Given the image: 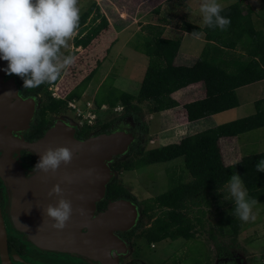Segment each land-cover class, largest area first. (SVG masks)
I'll return each mask as SVG.
<instances>
[{
	"label": "trees",
	"instance_id": "16d2710c",
	"mask_svg": "<svg viewBox=\"0 0 264 264\" xmlns=\"http://www.w3.org/2000/svg\"><path fill=\"white\" fill-rule=\"evenodd\" d=\"M261 1L264 3V0ZM241 4L242 2L231 5L221 12L222 16L231 20L226 31L206 25L203 30L198 31L204 33L207 44L192 66L174 65L180 39H164L161 27L143 26L134 49L148 58V66L137 95L116 89L113 86V78L109 76L104 79L94 96L93 102L97 108L103 105L110 109L117 106L123 108L119 118L103 124L97 132L107 133L119 119L131 120L139 131L136 143L126 153L128 158L109 166L112 171H132L183 158V170L192 179L185 184L182 176L175 177L170 181L171 186L169 185L165 193L143 203L141 214H149V220L153 219L155 210H162L161 215L153 219L150 226L139 234L148 244L165 240L194 239V224L188 217L187 203L200 207L201 201L206 199V194L211 195L222 190L233 174L241 176L249 197L258 201L256 207L264 204V172L255 169L258 161L264 159V153L226 166L219 147L222 138L264 128V99L254 103L255 114L251 116L186 136L178 143L150 149L144 147V136L147 135L148 129L144 123V111L141 107L143 104L146 105L147 114L172 109L177 107L176 101L171 98L173 92L191 84L201 83L205 98L184 106L186 117L192 122L237 107L235 90L264 80V33L256 28L251 11L241 15ZM88 19L93 21V26H87ZM107 27L108 22L99 7L95 3L91 4L80 14L79 27L72 38L73 48L86 49ZM95 72L96 70L87 75L61 100L52 98L49 92V88L58 83L61 74L52 84H42L32 89H24L23 80L16 76L17 86L24 96L42 97L31 124L28 141L41 138L52 125L47 119L48 114L58 115L66 110L68 101L81 98ZM90 130L92 129L85 126L77 129L78 139H86ZM107 199L136 202L135 197L115 177L106 186L105 200ZM105 200L98 203L100 208L105 206ZM136 204L140 206L139 203ZM233 209L234 207L229 212L227 210L216 223L219 235L230 237L231 248L236 246L239 231L238 222L229 214ZM141 226L142 223L139 222L130 235L134 236ZM212 238L214 239L213 236ZM216 247L219 249V257H232L220 244H216Z\"/></svg>",
	"mask_w": 264,
	"mask_h": 264
},
{
	"label": "water",
	"instance_id": "95a60500",
	"mask_svg": "<svg viewBox=\"0 0 264 264\" xmlns=\"http://www.w3.org/2000/svg\"><path fill=\"white\" fill-rule=\"evenodd\" d=\"M7 63L0 59V110L8 109L7 117H0V132H9L16 141L12 143L0 133V161L4 163L3 169H0V178L9 191L12 220L19 230L27 233L38 245L59 246L64 243L59 240L58 233L65 232L64 235L60 234L64 239L73 235L81 237V231L85 227L89 228L93 211V259L100 264H118L111 256V249L119 253L125 252V243L114 232L129 231L136 225L137 207L129 200L117 199L110 202L97 215L95 210L96 204L105 195L107 184L116 175L108 162L115 156L127 153L134 141L132 132L117 131L79 140L74 137L73 125L68 126L56 120L41 138L31 142L25 141L23 133L29 128V123L34 117L35 99L23 100L18 95L14 79L6 83L3 81L7 74L3 69L7 68ZM9 91L10 94L6 95L5 93ZM60 146L69 147L73 157L70 164H61L55 173L37 170L32 178H27L23 171V163L14 156L19 157L21 151H27L38 161L39 153H43L49 147ZM56 184L62 189V198L71 201L73 213L63 230L51 227V230L57 233L51 236L53 241L46 243L44 240L47 236L39 233L43 232V229L37 225L43 220L46 221L45 224L52 226L53 222L44 217L43 209L49 204L55 205L61 198L48 195ZM33 231L36 234L32 235ZM0 247H6L1 210ZM4 253L6 250H1L3 264H7Z\"/></svg>",
	"mask_w": 264,
	"mask_h": 264
},
{
	"label": "crops",
	"instance_id": "0c3cea01",
	"mask_svg": "<svg viewBox=\"0 0 264 264\" xmlns=\"http://www.w3.org/2000/svg\"><path fill=\"white\" fill-rule=\"evenodd\" d=\"M94 1L99 7L102 15L105 16L108 22V27L93 40V46L106 32H112L113 37L104 57L101 60L93 59V64H96L97 62L98 64L95 66L94 70H96V72L93 75V97L90 99L88 98L89 101H93L99 86L104 79L109 76L112 77L113 80H116L123 77H131L135 71H141L145 74L148 66V58L145 56L147 61L144 60V58L139 59L137 56L139 54L134 51V41L138 40L137 36L143 26H159L163 29L162 38L181 40L179 50L174 60V65L176 66L194 65L200 57L203 48L207 44L204 33H199V36L191 35L193 32H198L205 28L203 17L199 10L201 0ZM217 2L223 9L242 2L240 6L241 15H246L251 11L256 28L262 30L264 33V3H262L261 0H217ZM117 44H119V46L121 45V47L114 56H111L110 52ZM128 48L131 50V53L126 55L124 51ZM81 50L82 48H80V51ZM114 67L118 68L120 71L112 73ZM140 85L141 81H139L138 91ZM113 86L122 91L114 84ZM133 88L136 90V85L133 84ZM235 94L238 100L237 107L190 122L186 117L184 106L204 99L205 90L201 83L188 85L187 87L171 94V98L176 101L177 107L148 114L146 124L148 127L147 135L153 136L154 142H159V147H162L173 144V142L178 143L186 136L251 116L255 114L254 103L258 100L264 99V80L239 87L235 90ZM131 95L135 96L137 93ZM82 96L80 99L84 98ZM156 119L159 123V125H157L158 129L153 133H150L149 129L153 128V123H155ZM161 122H166V124L160 125ZM243 134L230 138H222L219 141L220 151L226 166L233 165L254 155L264 153V151L250 148V142L241 138ZM169 163L175 166L179 165L177 166V169H174L173 173L175 177L182 176L185 184L192 180L190 175L183 170V158L175 159ZM181 164L182 167L180 166ZM226 195V188L219 190L217 193H212L211 195L206 194V199L205 201H201L200 207L207 208L208 210H210L211 206L215 209L219 208V213L222 217L227 210L229 212V210L234 207V202L232 200L224 199ZM187 205L190 206L193 204L188 202ZM257 211L263 213L260 220V227L262 228L264 204L253 209L254 213ZM232 217L239 224L238 238L239 232H241L242 228V221L234 215H232Z\"/></svg>",
	"mask_w": 264,
	"mask_h": 264
},
{
	"label": "rangeland",
	"instance_id": "374dc122",
	"mask_svg": "<svg viewBox=\"0 0 264 264\" xmlns=\"http://www.w3.org/2000/svg\"><path fill=\"white\" fill-rule=\"evenodd\" d=\"M93 2L95 3L94 0H79L80 14L87 10ZM87 26H93V21L91 19H88ZM112 37V32H106L101 39L94 44V46L92 43L86 49H82L83 51H80V48L74 49L72 46V40L69 41V47L67 49H62V52L64 55L74 56L75 62L68 68L63 69L58 83L49 88L51 96L52 94L56 95V97L52 98L60 100L64 99L72 89H74L95 69L98 62L93 64V59L101 60L104 57L105 52L108 50L109 44L112 41ZM134 42L136 43V41ZM120 47L121 45L119 46V44L113 47L110 52L111 56H114ZM135 52L139 54L137 55L139 59L144 58V60L147 61L143 54L137 51ZM124 53L127 55L131 53V50L128 48L124 51ZM62 58L63 57H61V59ZM116 71L120 70L114 67L112 73H116ZM143 75L144 72L135 71L131 77L116 79L113 81V84L122 91L136 94L138 93L139 81H142L141 79ZM7 76H9V78L5 79ZM11 79H14V82L16 83V75L14 74H6L3 81L6 83ZM133 84L136 85V90H134ZM82 97H84L82 98L84 102L88 101V98L90 99L93 97V79L86 91L83 93ZM33 98L35 99L36 110L42 102V97L38 96ZM141 107L144 111V123L147 124L148 114L146 112V105L143 104ZM120 115L121 113H111L107 110L100 111L99 120L97 121L96 126L90 127L92 129L90 132L93 131V135H90L97 136L99 134L129 130L132 132L134 137L133 144L136 143L139 131L137 126L129 119L117 120L116 124L112 125L107 133H99L96 131L100 126L119 118ZM47 119L52 122V125L56 120H59L68 126L73 125L75 131L81 127L74 119V112L68 110L67 108L58 115L48 114ZM163 124H166V122H161L160 125ZM157 125H159V123L156 119L155 123H153V128L149 129V132L153 133L156 131L158 129ZM90 135L88 137H91ZM241 138L250 142V148L264 151V129L250 131L243 134ZM150 141L154 142V137L145 135L144 147L146 149L159 147V142L156 141L151 143ZM24 152L29 153L27 151ZM14 156L15 158L17 157L16 155ZM127 158L126 153L115 156L110 162H108V165L111 166L114 163L124 161ZM173 166L175 165H171L169 162H166L152 164L132 171L121 170L119 172H115V178L123 184V186L135 197L136 202L140 204V206H137L136 202L130 201L137 207L138 214L136 224L140 221L143 224V227L136 231L135 235L130 240L129 247L134 250H129L130 255L128 258L137 260L139 264H256L257 260L255 258L260 253L262 246H264V242L262 240L259 241L256 236L258 231L261 229L260 220L263 214L258 211L255 213L257 216L255 221H249L247 223L242 222L241 232H239V237L236 239V246L234 245L231 248L230 246L232 243L230 237L228 235L221 237L218 233L216 223L221 218L219 208L215 209L211 206L210 210H208L207 208L190 205L187 214L194 224L195 238L191 240H165L163 242L152 244L154 249L152 248L149 250L151 244H148L145 239L139 235V233L148 228L152 223V220L161 215L162 210H155L153 213V219L149 220V214L148 216H143L141 214V210L143 208L142 205L148 200L153 199L168 190L169 185L171 186L170 181H173L175 178L173 173L174 169H177V166L179 165H176L175 167ZM180 166L182 167V164ZM7 193H9L8 190ZM197 220H200V222H197ZM210 234L214 237V239ZM216 244H220L224 247V250H228L229 253L232 254V257H219V249L216 247Z\"/></svg>",
	"mask_w": 264,
	"mask_h": 264
},
{
	"label": "clouds",
	"instance_id": "9594fccd",
	"mask_svg": "<svg viewBox=\"0 0 264 264\" xmlns=\"http://www.w3.org/2000/svg\"><path fill=\"white\" fill-rule=\"evenodd\" d=\"M199 10L203 23L209 28L226 31L231 23L230 18L221 15L223 8L217 0H201ZM79 20V0H0V59L8 62L3 70L20 77L24 89L52 84L63 69L75 62V57L64 55L62 49L69 47ZM191 35L199 36V32ZM39 155L32 170L55 173L61 164L71 163L73 152L69 147L60 146L49 147ZM255 169L264 172V159L258 161ZM224 188L227 190L224 199L234 202L229 214L245 223L255 221L257 216L253 209L258 201L249 197L241 176L231 175ZM48 195L61 198L55 205L49 204L43 209V215L53 222V228L63 230L72 216V203L62 198L59 184L54 185Z\"/></svg>",
	"mask_w": 264,
	"mask_h": 264
},
{
	"label": "flooded vegetation",
	"instance_id": "af4514ba",
	"mask_svg": "<svg viewBox=\"0 0 264 264\" xmlns=\"http://www.w3.org/2000/svg\"><path fill=\"white\" fill-rule=\"evenodd\" d=\"M7 76L5 79H8ZM15 78V77H14ZM16 81V80H15ZM18 95L23 99L33 98L32 96H24L21 90L18 87ZM14 102V101H12ZM37 110V109H36ZM36 110L34 112V117L29 123V128L23 133V139L28 141V135L30 134L31 124L33 123L36 115ZM0 117H7L6 111L8 109L0 110ZM93 135V131L90 132ZM90 135V136H91ZM74 137H77V131L74 130ZM88 138V137H87ZM80 140V139H79ZM83 140V139H82ZM31 142V141H29ZM27 154L30 157H25ZM18 158L24 165L23 171L27 178H32L37 170H32L36 163V157L30 153H25L24 151L20 152ZM105 200V195L101 201ZM100 201V202H101ZM115 200L107 199L105 200V206L100 208L99 202L96 204L95 215L103 211L107 205ZM10 200L9 193L5 184L0 178V210L3 220V226L5 229L6 235V247H0V264H3V258L1 256V250H6L4 253V259L7 264H100L98 261L93 259V211L90 216L89 228L85 227L82 231L81 237L71 236L64 239L63 245L59 246H48V245H38V243L33 240L30 236L27 235L22 230L16 227L14 220L10 214ZM34 218V217H33ZM36 219V218H34ZM33 221V220H32ZM46 221H39V228H42V233L44 236H47V239L44 240L46 243H50L54 239L51 237L53 233H57L54 230H51L52 226L45 224ZM140 222V221H139ZM139 222L129 231H115L114 234L125 243V252H117L115 249H111V256L113 259L117 260L118 264H139L135 259H129L130 252L129 250H134L129 247L130 240L133 236L130 235V232L139 224ZM34 225H32L33 229ZM143 227V224L141 228ZM140 228V229H141ZM65 232L58 233L64 235ZM36 234L34 231L32 235ZM140 234V233H139ZM76 235V234H75ZM49 238V239H48ZM37 243V244H36ZM154 249L151 245L149 250ZM137 250V249H135Z\"/></svg>",
	"mask_w": 264,
	"mask_h": 264
},
{
	"label": "built area",
	"instance_id": "2783aa9c",
	"mask_svg": "<svg viewBox=\"0 0 264 264\" xmlns=\"http://www.w3.org/2000/svg\"><path fill=\"white\" fill-rule=\"evenodd\" d=\"M52 97H56L55 94H52ZM66 108L74 112V119L76 123L83 127H94L96 126L97 121L99 120L100 111L107 110L111 113H121L123 108L117 106L113 109H110L108 106L103 105L101 108H97L93 101H83L82 99H73L67 102ZM154 143L153 141H150ZM262 228L257 233V238L259 241L264 242V219L262 220ZM256 264H264V246H262L260 253L255 258Z\"/></svg>",
	"mask_w": 264,
	"mask_h": 264
},
{
	"label": "bare ground",
	"instance_id": "6f19581e",
	"mask_svg": "<svg viewBox=\"0 0 264 264\" xmlns=\"http://www.w3.org/2000/svg\"><path fill=\"white\" fill-rule=\"evenodd\" d=\"M4 137H6V139L7 140H9L10 142H14L15 143V141H16V139H15V137H12L10 134H9V132H0ZM3 167H4V163H3V161L1 160L0 161V169H3ZM59 240L61 241V242H63L64 241V236H62V235H59Z\"/></svg>",
	"mask_w": 264,
	"mask_h": 264
}]
</instances>
